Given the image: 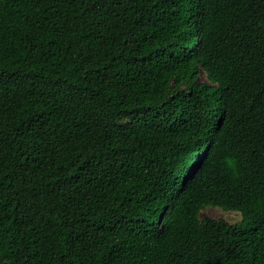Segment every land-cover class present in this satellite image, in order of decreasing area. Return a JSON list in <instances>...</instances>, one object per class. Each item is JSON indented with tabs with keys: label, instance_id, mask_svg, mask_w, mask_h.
Listing matches in <instances>:
<instances>
[{
	"label": "trees",
	"instance_id": "16d2710c",
	"mask_svg": "<svg viewBox=\"0 0 264 264\" xmlns=\"http://www.w3.org/2000/svg\"><path fill=\"white\" fill-rule=\"evenodd\" d=\"M0 264H264V0H0Z\"/></svg>",
	"mask_w": 264,
	"mask_h": 264
},
{
	"label": "rangeland",
	"instance_id": "374dc122",
	"mask_svg": "<svg viewBox=\"0 0 264 264\" xmlns=\"http://www.w3.org/2000/svg\"><path fill=\"white\" fill-rule=\"evenodd\" d=\"M201 79H206L205 76H202ZM240 211L236 210H223L219 207L207 206L201 211V217H214V218H224L231 223H236L242 220ZM250 223H246V227L248 228Z\"/></svg>",
	"mask_w": 264,
	"mask_h": 264
}]
</instances>
